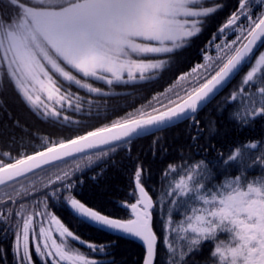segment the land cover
<instances>
[{
  "label": "snow or ice",
  "instance_id": "obj_1",
  "mask_svg": "<svg viewBox=\"0 0 264 264\" xmlns=\"http://www.w3.org/2000/svg\"><path fill=\"white\" fill-rule=\"evenodd\" d=\"M0 5V92L10 87L38 119L56 118L53 127L72 123L63 114L65 101L74 112L83 107L72 85L107 96L92 82L115 88L153 81L203 35L210 18L228 7L224 0H0ZM262 48L264 0H236L200 48V61L176 77L177 82L188 79L189 87L154 94L150 110L138 116L129 111L63 142L41 140L31 154L20 156L18 150L14 156L17 141L10 137L0 148V264H115L112 243L82 239L55 212L57 204L80 223L140 241L142 264H160V244L167 249V264H264V176L242 180L248 169H264V151H249L264 146V139L237 142L215 161L182 155V168L170 163L164 170L167 190L162 192L146 186L149 170L137 158L128 198L118 202L123 216L101 212L76 195L85 167L115 163L120 150L131 159L139 138L152 136L155 154L160 134L188 122L194 129L191 147L197 148L198 112L225 88L231 89L225 97L230 121L243 128L264 120V50L257 51ZM42 92L59 107H49ZM14 127L25 130L18 121ZM209 132L215 133L214 125ZM82 161L88 163L81 167ZM232 166L240 169L234 177ZM178 172L177 179L172 174ZM217 172L225 178L218 181ZM172 233L184 243L174 244ZM206 245H211L207 255Z\"/></svg>",
  "mask_w": 264,
  "mask_h": 264
},
{
  "label": "trees",
  "instance_id": "obj_2",
  "mask_svg": "<svg viewBox=\"0 0 264 264\" xmlns=\"http://www.w3.org/2000/svg\"><path fill=\"white\" fill-rule=\"evenodd\" d=\"M208 2L211 3L212 0H208ZM224 3L228 7L209 19L203 35L196 39L191 48H188L176 57V63L171 68L156 73L157 78L155 80L136 82L129 85H117L115 88H110L103 82H92L94 86L101 87L104 92H108L107 96L94 93L89 94L86 90L72 85L70 91L77 93L83 98L81 100L83 107L79 112H74L68 108L67 101L64 102V107L68 111L63 114L72 117L71 124L61 122L53 127L52 123L56 118H53V121L38 119L20 101L19 97L10 87L6 88L5 91L0 92V102H2L0 103V148L7 147L10 137L15 136L17 144L13 148V155H17L18 150L20 156L31 154L33 148L41 140L51 139L53 142H63L74 138L76 135L85 134L86 131L94 130L96 127L110 124L112 119L124 115L129 111H132L133 115L138 116L142 112L149 110L148 101L151 100L154 94L164 92L166 88H170L176 82V77L179 74L188 72L196 62L200 61V48L210 38L212 32L223 23L228 11L235 6L236 0H224ZM259 50H264V48L257 51ZM230 90V88H226L214 101L198 113L202 131L197 148L191 147L190 136L194 134V129L189 127L188 122L179 124L160 134L155 154L153 151V137L139 138L131 146V159H129L125 151L120 150L113 157L115 163H112L110 159L107 161H97L90 168L85 167V171L82 174L85 182L78 188L76 192L77 197L89 206L98 208L101 212L113 216H123L126 214V211L119 206L118 202L128 198L127 192L132 185L133 166L137 158L149 170V174L145 179L146 186L150 190L155 186L162 192L167 190V184L162 176L164 170L170 163H176L178 168H182V155L188 160L204 158L206 161H215L221 155L226 156L237 142L260 141L264 139V120L241 128L228 119V113L232 108L225 107V97L228 96ZM40 95L41 99L47 102L46 92H42ZM72 102L73 104L76 103L75 98H73ZM47 103L49 107H59L55 103V100ZM141 105L145 107H140ZM137 108H140V112L135 111ZM41 111H43L42 107ZM90 111L91 115H89ZM97 112L101 113L100 117L96 116ZM16 121L23 126L24 131L20 127H14V122ZM213 125L215 126V133L210 134L209 129ZM33 141H35V144ZM261 147L258 145L257 149L249 151L258 153L262 150ZM87 163V161H82L81 167H84ZM101 168H106L104 175L96 181L91 180L90 177ZM239 171L240 169L237 166H232L229 175L234 177L239 174ZM179 174L182 173L178 172L172 175L178 179ZM262 176H264V169L256 166V168L247 170L242 180L248 181L250 179L261 178ZM216 178L220 181L225 178V174L217 172ZM152 194L157 195V192L153 191ZM169 206L165 205V218L167 215L166 210ZM55 212L71 230L85 241L97 244L112 243L111 258L115 260V264H142L144 248L139 244L104 233L86 223L78 222L66 206L57 204ZM178 217L179 213L174 212L176 223H179ZM155 230L157 232L161 231L159 218L156 220ZM169 239L177 246L184 243L175 233L170 234ZM71 243L83 248V246L77 245L76 242ZM210 247L211 245L205 246V255L208 254ZM157 258L160 264H167L168 253L163 244H160L158 247Z\"/></svg>",
  "mask_w": 264,
  "mask_h": 264
},
{
  "label": "rangeland",
  "instance_id": "obj_3",
  "mask_svg": "<svg viewBox=\"0 0 264 264\" xmlns=\"http://www.w3.org/2000/svg\"><path fill=\"white\" fill-rule=\"evenodd\" d=\"M195 82H196V77H195V75H193L192 77H191V83L192 84H195ZM187 84V85H186ZM186 85V86H185ZM190 86V83H189V80L188 79H185V80H182V81H179V82H176L173 86H171L169 89H170V91H168L167 92V94L166 95H172L173 94V92L174 91H180V90H182V89H184V88H186V87H189ZM160 99L161 100H166V96H162V97H160ZM153 104H155L156 103V101H154V102H152ZM150 107V106H149ZM150 110V109H149ZM262 148V150L261 151H264V146H262L261 147ZM255 154H259V152L258 153H255ZM249 170V169H248ZM132 241V240H131ZM133 242H135V241H133ZM135 243H137V242H135ZM137 244H139V243H137ZM140 245V244H139ZM141 246V245H140ZM141 247H143V246H141Z\"/></svg>",
  "mask_w": 264,
  "mask_h": 264
},
{
  "label": "water",
  "instance_id": "obj_4",
  "mask_svg": "<svg viewBox=\"0 0 264 264\" xmlns=\"http://www.w3.org/2000/svg\"><path fill=\"white\" fill-rule=\"evenodd\" d=\"M203 108H204V107H203ZM203 108H202V109H203ZM202 109H201V110H202ZM201 110H200V111H201ZM200 111H199V112H200ZM91 226H93V225H91ZM93 227H95V226H93ZM95 228H96V227H95ZM101 231H102V230H101ZM104 232H107V231H104ZM107 233L118 236V234H115V233H110V232H107ZM118 237H120V236H118ZM121 238H126V239H129V240L135 241V242L139 243L141 246H143L142 243H141L140 241L136 240V239H133V238H130V237H121Z\"/></svg>",
  "mask_w": 264,
  "mask_h": 264
}]
</instances>
